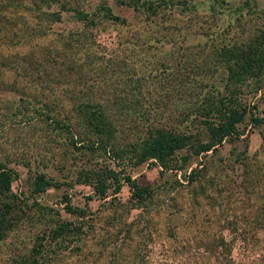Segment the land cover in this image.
Wrapping results in <instances>:
<instances>
[{"label": "rangeland", "instance_id": "374dc122", "mask_svg": "<svg viewBox=\"0 0 264 264\" xmlns=\"http://www.w3.org/2000/svg\"><path fill=\"white\" fill-rule=\"evenodd\" d=\"M102 2L127 22L119 25L100 21L93 30V36L96 33L97 37L91 46L78 39L82 46H79L80 51L75 58L86 51L95 53L98 58L102 57V60H96L99 66L109 57L110 49L101 47L106 39L118 42L128 36L134 40L148 35L144 30L147 21L142 16L134 17L128 7L115 4L114 0L63 1L65 7L78 3L86 10L94 9ZM24 4L33 6L30 0H24ZM60 5L61 2L57 1L50 9H59ZM251 6L262 10L264 0H254ZM13 11L15 7L7 6V12L3 9L2 13L10 16ZM17 11L21 12L19 15L28 25L34 24L35 27L36 22L44 23L43 18L36 21L27 9L19 7ZM59 12L60 20L45 25V35L32 37L36 47L58 46L59 38L54 36V32L68 31L79 25L72 21L69 11L61 9ZM208 13L207 8L199 9L197 17L184 22V26L172 34L175 40H184L182 43L190 46L198 44V30L207 28L211 22ZM214 21L224 23L227 18L218 15ZM150 24L151 30L159 26L157 20ZM183 32L186 35L181 38ZM189 33L195 35L190 36ZM26 34L20 33L18 43H9L8 48L0 43V62L5 53L19 55L27 52L29 42H23ZM10 35V31L5 34L0 30V39L15 42L16 39ZM163 50L152 53L139 51L132 57L129 52H122L120 57L128 66L122 64L119 77L130 76L129 70H133L135 75L154 70L148 62L155 64L166 59V51ZM221 70L217 68L215 74L202 79V91L215 88L223 94L224 71ZM18 73L17 69L0 67L1 80L12 86L10 91H0V160L17 172L10 195L25 200L27 205L18 224L0 243V264L17 263L21 256L28 254L37 230L47 232L48 228L61 222L68 223V231L47 244L44 242L46 257L43 264H264V230L253 219L255 214L261 221L264 219V214L258 209L264 198V121L253 125L245 117L239 125L243 129L241 140L245 141L224 142L216 147L214 153L190 157L186 174L190 168L199 167L202 161L205 166L191 183L182 177L180 171L168 170L159 174L156 165L127 164L124 172L137 184L150 188V196L138 203L130 197L127 184L120 179V168L110 162L106 154L74 150L63 139L65 133L60 134L53 124H45L42 117H38L37 110H45V103L55 112L66 114L70 107L64 91L71 87L61 83L43 87L42 83L30 81ZM152 82L147 86L149 91L153 89L155 94L164 91V86ZM248 82L250 84L242 87L245 93L239 96V101L250 107L256 105L254 114L264 118V87L256 93H249L247 91L253 86V81ZM18 96L22 97L20 102ZM187 129L203 134L202 125L196 122ZM240 153L244 163L234 159ZM103 164L117 170L115 179L121 182V187L115 193L108 189L107 196L100 198L83 179L88 175L85 173H93ZM35 171L43 172L57 185L33 193L30 182ZM65 196L71 206L83 211L82 215L67 211ZM220 236L225 245L217 243Z\"/></svg>", "mask_w": 264, "mask_h": 264}, {"label": "trees", "instance_id": "16d2710c", "mask_svg": "<svg viewBox=\"0 0 264 264\" xmlns=\"http://www.w3.org/2000/svg\"><path fill=\"white\" fill-rule=\"evenodd\" d=\"M57 1L61 2L59 9H50ZM63 1L30 0L33 6L28 7L24 0H0V30L5 34L10 31V36L16 39L15 42L0 39V43L5 48L10 47L9 43L16 45L20 33H27L23 42H29L26 53H5L0 67L17 69V75L38 81L43 87L54 83L69 85L70 90L65 88L64 91L69 101L68 112L60 114L45 103V110H37L38 117H42L45 124H53L60 134L65 133L63 139L74 150L106 154L108 160L120 168V179L127 184L130 197L136 202L141 203L149 197L150 188L137 184L124 172L127 164L156 165L159 174L168 170L180 171L182 177L191 183L205 166L202 161L199 167L190 168L186 174L190 157L214 153L216 147L224 142L245 141L241 140L243 129L239 128L245 117L253 125L264 121L254 114L256 105L250 107L239 101V96L245 93L242 87L250 84L248 80L253 81V86L247 91L249 93H256L264 87V9L255 10L256 7L251 6L254 0H114L115 4L128 7L134 17L142 16L147 21L144 30L148 35L134 40L128 36L118 42L106 39L101 47L110 49V53L102 66L96 61L102 57L98 58L95 53L86 51L75 58L80 51L79 46L95 44L97 36L96 33V37L93 36V30L100 21L121 25L126 24V18L114 14L105 2L86 10L78 3L65 7ZM7 6L15 7L10 16L2 13L3 9L7 12ZM19 7L31 11L36 21L43 18L44 23L36 22L35 27L34 24H26L23 16L19 15L21 12L17 11ZM204 8L209 10L211 22L207 28L197 32L201 46L199 43L185 45L182 43L184 40H175L172 34L179 31L184 22L197 17L198 10ZM61 9L69 11L72 21L79 25L68 31L56 30L54 36L59 38L58 46L36 47L32 37L45 35V25L60 20ZM218 15H225L227 21L215 22ZM155 20L159 26L151 30L150 23ZM185 35L183 32L181 38ZM78 39L84 40L82 44ZM162 48L166 51V59L155 64L148 62L154 70L138 75L129 70L130 76L119 77L122 64L127 65L120 57L122 52L127 51L132 57L139 51L152 53ZM217 68L224 71L223 94L215 88L203 92L202 79L215 74ZM151 82L164 86V91L157 94L153 89L149 91L147 86ZM10 89L12 86L4 83L0 75V91ZM17 100L20 102L22 97L18 96ZM194 121L202 125V136L198 130L187 129L194 125ZM234 159L244 163L241 153ZM116 171L111 165L103 164L95 172L85 173L88 175L83 181L91 185L95 195L105 198L108 189L115 193L121 187V182L115 179ZM16 178L17 172L0 160V243L18 224L27 205L25 200L10 195ZM56 185L43 172L35 171L30 189L33 193H40L48 186ZM63 199L67 211L82 215L81 209L71 206L69 198L65 196ZM262 201L258 209L264 214V198ZM256 215L253 218L255 223L264 230V219L261 221ZM250 222L253 223L252 220ZM48 229L47 232H35L28 254L21 256L15 264H43L46 257L44 242L47 244L64 235L68 231V223L61 222ZM217 243L225 245L221 236Z\"/></svg>", "mask_w": 264, "mask_h": 264}]
</instances>
